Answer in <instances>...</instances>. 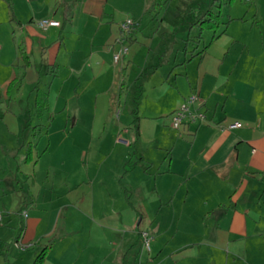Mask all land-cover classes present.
Here are the masks:
<instances>
[{
	"label": "crops",
	"instance_id": "1",
	"mask_svg": "<svg viewBox=\"0 0 264 264\" xmlns=\"http://www.w3.org/2000/svg\"><path fill=\"white\" fill-rule=\"evenodd\" d=\"M152 3L0 0V105L7 106L5 114L0 109V122H10V136L22 127L18 116L25 109L18 111V106L23 98L38 116L50 112L52 106L54 111L64 106L61 112L70 116L79 110H65L67 105L94 106L97 100L107 102L108 113L114 99L120 104L122 89L134 84L135 108L124 112L129 125L120 130L129 140L116 139L127 144L119 153L117 186L130 198L136 194L135 198L146 202L137 210L131 203L121 202L124 196L119 191L97 196L103 206L91 205L100 228L92 239L90 217L81 214L87 222L79 226L80 212L76 203L68 201L67 193L55 196L56 205L41 199L43 209L32 195L20 196L17 189L13 214L5 210L1 188L0 264L8 260L12 247L18 257L6 264H32L43 248L42 264H264L261 20L253 18L249 31L254 33L247 37L235 28L228 31L231 21L227 20L225 31L215 34L217 26L205 43L194 25L197 18L190 25L195 32L189 31L180 48L166 56L158 51L161 40L150 34L156 21L157 25L163 22L162 9H151ZM125 16L138 19L139 26L128 40V53L115 63V38ZM43 19L53 23L41 28L37 22ZM189 41L193 42L191 49ZM192 93L198 99L191 109L203 112L204 120L173 128L171 113ZM41 104L44 113L37 112ZM159 119L168 132L156 147L161 155L153 157L136 144L141 141L144 123H159ZM236 122L238 127L227 128ZM142 165L144 173L139 172ZM17 172L21 186L24 173L21 168ZM150 176L155 183L150 184ZM19 210L27 216L22 217ZM56 230V239L50 241ZM142 230L150 232L149 249L137 245ZM80 233L84 240L76 241ZM110 233L116 234L113 243L107 237ZM16 239L23 247L15 245Z\"/></svg>",
	"mask_w": 264,
	"mask_h": 264
},
{
	"label": "rangeland",
	"instance_id": "2",
	"mask_svg": "<svg viewBox=\"0 0 264 264\" xmlns=\"http://www.w3.org/2000/svg\"><path fill=\"white\" fill-rule=\"evenodd\" d=\"M246 1L233 0L230 4L221 5L218 9L220 14L218 27L215 31L201 32L204 42L207 43L213 31L217 34L226 29L225 25L230 21L228 31L235 28L240 35L247 37L250 33H254V30L249 31L254 17L261 20L258 28L264 36V0H251L250 3ZM211 3L212 0H167L160 12L163 22L157 25L156 21L154 29L150 31V34L155 33L161 40L158 51L165 52L166 56L173 55L171 52L180 48L181 41L187 37V33L195 32V28H191L190 25L208 9H217ZM215 3L217 4V2ZM127 15L131 14L128 12ZM227 20L229 22L225 23ZM240 20H244L247 24ZM254 27L257 26L254 24ZM192 43V41L188 42V49L192 48ZM166 52L169 53L166 54ZM134 88V84L127 89L123 88L120 104L114 99L113 108L108 113L106 111L107 102L103 100H97L94 106L91 103L79 106L67 105L65 110H71L74 107L79 110L77 114H69L70 116H67L66 112H61L60 109L64 106H58V110L55 111L52 106L48 113H44L45 109L37 107L38 113H44L43 116L40 115L42 117L40 121L36 119L40 116L36 114L33 105L30 102L26 103V98H23L18 106V111L22 112L25 109L18 116L23 120L20 130L10 136L7 130V124L10 122H7L6 119L0 122V189L3 188V194H0L6 203L5 210L15 213L12 211H16L18 205L17 189L19 192L21 191L20 196L25 193L32 195L34 203H37L36 205H39L40 208H43L41 199L51 200L49 204L56 205L55 196L67 193L68 201L76 203L77 210L80 212L78 215L79 226L86 225L85 222H87V218L83 219L81 214L90 217V238L95 239L98 236L96 232L100 228L99 221L95 220L91 214V205L93 203L95 206L97 204L103 206V201L97 196L101 197L107 192L113 195L119 191L124 196L122 203L127 205L131 203L136 206L137 210L144 207L145 200L140 201L138 197L135 198L136 194L130 198L124 189L121 190L117 186L120 175L118 174V161L121 157L119 153L127 146L120 141L129 140L125 132H120V130L121 128L126 129L129 125V116L124 115V112L128 114L129 107L135 108ZM77 91L79 90L77 89ZM26 93H29V90ZM114 95L117 96V93ZM123 95L127 96V99L123 98ZM6 107L5 104L0 105L3 114L6 113ZM157 121L159 123L155 121L144 123L145 129L141 141L136 144L139 150L143 149L153 157L161 155L156 151V147L161 145L164 133L167 131L166 127L162 125L163 120ZM164 125L166 126V124ZM116 139L120 141L118 142ZM10 148L13 149L9 150ZM24 156H28V159H22ZM18 168H21L24 173L21 183L22 190L16 180L19 179L17 178ZM144 168L142 165L139 172L144 173L142 171ZM150 177L148 178L150 184L155 183L152 179L153 176ZM133 180H138V174ZM4 194L7 195L3 196ZM49 209L54 211V208ZM144 209L150 210V208ZM146 229L148 230V228ZM54 233L50 241L56 239L58 231L56 230ZM148 234L150 236V232ZM81 235L82 233L75 240L83 241ZM108 236H110L111 243L117 239L115 233H110ZM175 240H178V236ZM140 243L143 248L147 249L142 243L141 235L137 245ZM133 249L130 250V253L134 252ZM136 251L139 253V247L135 249ZM163 251L168 253L167 249ZM141 254H143V249L140 256ZM7 256L11 262L12 259L18 257V252L12 247ZM8 260H4L3 264L8 263Z\"/></svg>",
	"mask_w": 264,
	"mask_h": 264
},
{
	"label": "built area",
	"instance_id": "3",
	"mask_svg": "<svg viewBox=\"0 0 264 264\" xmlns=\"http://www.w3.org/2000/svg\"><path fill=\"white\" fill-rule=\"evenodd\" d=\"M53 22L48 19H43L37 22V25L41 28H46L48 25L52 24ZM139 20L132 17H127L122 20L118 25V32L115 38V43L118 45V49L116 53L113 55V61L118 63L121 61L126 54L128 53V40L131 37L132 33L138 28ZM198 99L197 94L192 93L185 101L171 113V125L173 128H179V126L186 122V121H203L204 120V113L198 111L197 108L191 109V106L196 103ZM239 126V123H233L227 125L228 129H233ZM22 217H26L27 214L24 211L20 212ZM0 223H1V214H0ZM142 243L143 245L149 249L150 243V236L147 231H142L141 233ZM17 247H23L18 243L15 242Z\"/></svg>",
	"mask_w": 264,
	"mask_h": 264
},
{
	"label": "trees",
	"instance_id": "4",
	"mask_svg": "<svg viewBox=\"0 0 264 264\" xmlns=\"http://www.w3.org/2000/svg\"><path fill=\"white\" fill-rule=\"evenodd\" d=\"M166 2H167V0H153L151 9H154V10L161 9L165 5ZM215 2H217V4ZM232 2H233V0H212V3L211 4L213 6H216L217 9L216 10H213L212 8L208 9L204 13L203 16L199 17L194 22V25H196L198 27L199 32L201 33L204 30H210V29L213 30V29H215L218 26V24H219V16H220L219 10H218L219 7H221V5H223L224 3L230 4ZM204 48L202 49V51L204 50ZM38 107H40V108L43 109V107H45V106L41 104ZM133 126H134L135 131L137 132V123L134 122ZM128 166H129V163L126 164V169H127ZM126 169H124V170H126ZM20 212H21V210L18 211V213H20ZM21 229H22V227L19 228V230H21ZM17 237H19V236H17ZM15 241H17V239ZM44 256H45V248H43L35 256L32 264H42V262L44 260Z\"/></svg>",
	"mask_w": 264,
	"mask_h": 264
}]
</instances>
